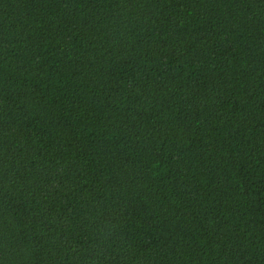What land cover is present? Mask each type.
<instances>
[{"label": "trees", "instance_id": "16d2710c", "mask_svg": "<svg viewBox=\"0 0 264 264\" xmlns=\"http://www.w3.org/2000/svg\"><path fill=\"white\" fill-rule=\"evenodd\" d=\"M0 264H264V0H0Z\"/></svg>", "mask_w": 264, "mask_h": 264}]
</instances>
